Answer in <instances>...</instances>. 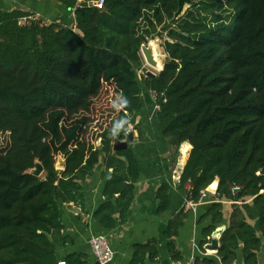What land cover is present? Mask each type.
I'll return each instance as SVG.
<instances>
[{
	"label": "trees",
	"instance_id": "1",
	"mask_svg": "<svg viewBox=\"0 0 264 264\" xmlns=\"http://www.w3.org/2000/svg\"><path fill=\"white\" fill-rule=\"evenodd\" d=\"M60 1L73 8V25L39 18L20 24L33 13L0 10V264L59 263L56 247L72 242L61 234L59 204H81V181L100 154L112 171L95 220L111 228L118 211L125 222L139 163L130 145H113L127 139L143 107L140 49L165 19L166 59L142 82L157 106L160 134L175 150L190 145L178 188L188 184L186 199L197 202L217 180L219 201L199 217L208 220L200 244L222 222L220 200H228L217 256L233 264L240 250L243 264H257L264 239V0ZM105 96L114 103L99 120ZM35 160L42 176L28 172ZM167 191L163 183L156 192L161 213L169 208ZM185 218L183 207L168 220L167 235ZM169 248L176 252L172 240ZM156 254L155 242L136 244L130 264ZM63 262L87 264L79 252Z\"/></svg>",
	"mask_w": 264,
	"mask_h": 264
},
{
	"label": "crops",
	"instance_id": "2",
	"mask_svg": "<svg viewBox=\"0 0 264 264\" xmlns=\"http://www.w3.org/2000/svg\"><path fill=\"white\" fill-rule=\"evenodd\" d=\"M14 9L36 14L45 22L56 21L73 25V8L65 6L60 0H0V10ZM150 97L149 94V103L143 99V107L137 112L135 123L130 130L134 139L130 147L139 163V172L132 180L134 198L127 210L125 222H119L118 211L114 214L115 225L111 228H105L95 220L94 213L104 201V184L112 171L111 168L105 167L103 154H100L91 175L81 181V204L74 202L59 204V217L63 226L61 234L72 240L70 243L56 247L59 262H63L68 253L79 252L85 254L87 264H97L88 239L93 234H102L107 237L114 251V258L109 264H130L134 246L149 241L155 242L157 254L153 258L145 255L142 264H194L197 257L212 259L211 264H222L217 256L218 249H207L206 245L215 238L219 247V237L229 224L231 202L220 200L223 204L222 222L216 226L209 242L201 245L202 227L208 223V220L199 223V217L212 202L219 200L214 196L215 191L207 190L199 204L195 207L187 206L186 196L189 185L185 184L182 188H178L177 183L188 153L168 154L170 149L173 150V146L168 144L167 138L158 130L155 119L157 106L153 103V97L152 99ZM181 144L185 152L190 150L188 142ZM163 183L168 185L169 208L161 213L157 209L156 192ZM214 183L212 189L216 188L217 180ZM183 207L186 211L183 224L177 229L176 234L167 235L168 220ZM249 223L259 234L257 219L249 220ZM170 240L176 252L170 250ZM175 253H177L176 258H174ZM233 264H243L240 250H237ZM257 264H264L263 238L257 252Z\"/></svg>",
	"mask_w": 264,
	"mask_h": 264
},
{
	"label": "rangeland",
	"instance_id": "3",
	"mask_svg": "<svg viewBox=\"0 0 264 264\" xmlns=\"http://www.w3.org/2000/svg\"><path fill=\"white\" fill-rule=\"evenodd\" d=\"M187 6L184 7V9ZM165 23H161L159 25H157L156 30L154 32L155 37L153 38H149L147 40V42H145L142 46L147 47L148 49H150L154 60L157 64V66H150L145 59V56L142 52V50L140 49V56H141V60H142V66L140 69H137L136 72V76H137V80L140 84V88H141V95L145 100H147V102L149 103V92L147 91V89L145 88L143 82H142V78L143 76H145L147 74V72H152L153 74H157L158 71L160 70V68L163 66L164 61L166 59V54L163 50V42L166 39H169L168 37V30L167 27L168 25H170V21L168 19L164 20ZM165 26V27H164ZM167 26V27H166ZM175 26V25H172ZM151 98V97H150ZM112 99V100H110ZM113 98L110 96H105L103 98V100L101 101L100 104H98L97 106V113H96V117L101 120V117L104 115V112H106L108 110V107H110L113 104ZM98 124V122H97ZM174 150V151H173ZM173 150L170 149L168 154H185L188 153L189 151L185 152L183 149V145L181 144L179 149L175 150V148L173 147ZM58 160V159H57ZM43 174V173H42ZM42 176V175H41Z\"/></svg>",
	"mask_w": 264,
	"mask_h": 264
},
{
	"label": "built area",
	"instance_id": "4",
	"mask_svg": "<svg viewBox=\"0 0 264 264\" xmlns=\"http://www.w3.org/2000/svg\"><path fill=\"white\" fill-rule=\"evenodd\" d=\"M103 0H97L96 5L101 6ZM38 19L36 14H28L19 18L20 24H27L33 20ZM204 194V193H203ZM202 194V195H203ZM201 195V197H202ZM201 197L197 202L187 200V206L195 207L200 203ZM91 252L94 255L97 264H109L114 258V251L109 243L107 237L102 234H93L88 239ZM58 264H64V262H59Z\"/></svg>",
	"mask_w": 264,
	"mask_h": 264
},
{
	"label": "water",
	"instance_id": "5",
	"mask_svg": "<svg viewBox=\"0 0 264 264\" xmlns=\"http://www.w3.org/2000/svg\"><path fill=\"white\" fill-rule=\"evenodd\" d=\"M141 50L145 56L146 62L152 67L157 66L150 49H148L147 47L141 46ZM161 69L162 67L160 68V70ZM146 75L155 76V74H153L152 72H147ZM133 142H134V139L132 138V132L130 131L128 133V137L126 140H118L114 143L113 149L118 150L121 148H127L128 145L132 144ZM56 165L58 168H62L64 166V162L61 156L58 158ZM28 172L35 176H41L44 170H43L41 163L38 160H35L33 168L29 169ZM215 189H212L211 186L207 188V190H212V191H215ZM206 247L207 249H214V250L218 249L217 240L215 238H212L211 242L207 244Z\"/></svg>",
	"mask_w": 264,
	"mask_h": 264
},
{
	"label": "bare ground",
	"instance_id": "6",
	"mask_svg": "<svg viewBox=\"0 0 264 264\" xmlns=\"http://www.w3.org/2000/svg\"><path fill=\"white\" fill-rule=\"evenodd\" d=\"M214 184H215V183L213 182L210 186L213 187Z\"/></svg>",
	"mask_w": 264,
	"mask_h": 264
}]
</instances>
